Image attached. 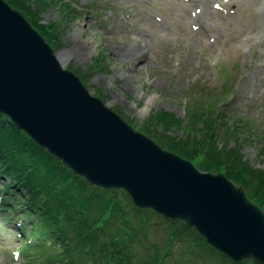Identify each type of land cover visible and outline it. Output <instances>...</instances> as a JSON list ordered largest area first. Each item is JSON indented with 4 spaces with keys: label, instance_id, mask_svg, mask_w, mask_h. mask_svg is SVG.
<instances>
[{
    "label": "rangeland",
    "instance_id": "1",
    "mask_svg": "<svg viewBox=\"0 0 264 264\" xmlns=\"http://www.w3.org/2000/svg\"><path fill=\"white\" fill-rule=\"evenodd\" d=\"M24 1L31 21L24 17L62 68L134 130L152 140L156 135L164 143L154 142L165 150L171 151L169 144L179 149L187 134L201 137L209 126L207 112L197 111L198 106L217 104L208 113L222 114L220 123L228 133L238 128L248 133L217 138V145L237 146L244 162L263 169L264 17L259 0ZM132 45L139 47L136 57L123 58ZM194 115L200 123L192 127ZM162 120L171 124L158 125ZM202 158V153L195 156L199 162ZM259 208L264 213V206ZM24 225L25 238L30 226ZM17 232L0 216V264L21 263L16 254L23 242ZM158 235L155 231L151 240L161 239Z\"/></svg>",
    "mask_w": 264,
    "mask_h": 264
},
{
    "label": "water",
    "instance_id": "2",
    "mask_svg": "<svg viewBox=\"0 0 264 264\" xmlns=\"http://www.w3.org/2000/svg\"><path fill=\"white\" fill-rule=\"evenodd\" d=\"M0 114L88 184L194 229L234 262L264 264V213L240 186L134 130L80 80L22 13L0 0Z\"/></svg>",
    "mask_w": 264,
    "mask_h": 264
},
{
    "label": "trees",
    "instance_id": "3",
    "mask_svg": "<svg viewBox=\"0 0 264 264\" xmlns=\"http://www.w3.org/2000/svg\"><path fill=\"white\" fill-rule=\"evenodd\" d=\"M4 1L31 21L32 13L24 0ZM211 102L217 100L212 98ZM200 107L210 121L202 129L203 135L187 134L186 142L177 144L179 149L171 144L169 149L191 160L200 171L225 176L242 187L249 200L264 206V167L250 166L238 154L237 146L219 147L216 141L227 135L248 133L239 128L228 133L220 123L222 114L208 113L212 107L217 110V104L205 102L197 111H201ZM169 122L162 120L158 125H170ZM190 122L192 127L200 123L196 115L190 117ZM156 137L153 135L154 141L164 143ZM201 153L202 161H196L195 156ZM16 157L19 159L15 160ZM212 163L215 165L210 166ZM0 183V216L16 228L12 219L15 215L21 231L25 223L30 226L25 238L19 235L23 264H255L232 261L184 223L177 226L178 223L169 222L152 210L135 207L124 192L91 186L3 115ZM152 231H157L161 239L151 240Z\"/></svg>",
    "mask_w": 264,
    "mask_h": 264
},
{
    "label": "bare ground",
    "instance_id": "4",
    "mask_svg": "<svg viewBox=\"0 0 264 264\" xmlns=\"http://www.w3.org/2000/svg\"><path fill=\"white\" fill-rule=\"evenodd\" d=\"M259 5L261 7V12H262L263 17H264V0H259ZM77 34L81 35L82 34V30H79L77 32ZM138 51H139V47L136 46V45L135 46L132 45L131 48L128 47L121 54H122L123 58L132 59L133 57H136ZM56 57H57V59H59L58 56H56Z\"/></svg>",
    "mask_w": 264,
    "mask_h": 264
}]
</instances>
